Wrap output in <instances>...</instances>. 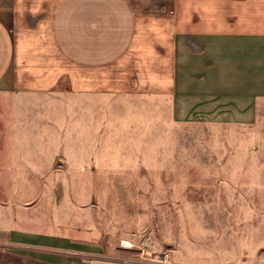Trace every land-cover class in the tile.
I'll list each match as a JSON object with an SVG mask.
<instances>
[{
	"label": "rangeland",
	"instance_id": "1",
	"mask_svg": "<svg viewBox=\"0 0 264 264\" xmlns=\"http://www.w3.org/2000/svg\"><path fill=\"white\" fill-rule=\"evenodd\" d=\"M256 45L221 40L184 55L174 96L80 105L67 78L0 90V264H140L166 252L170 264H264V40ZM31 234L75 244L19 239Z\"/></svg>",
	"mask_w": 264,
	"mask_h": 264
},
{
	"label": "crops",
	"instance_id": "2",
	"mask_svg": "<svg viewBox=\"0 0 264 264\" xmlns=\"http://www.w3.org/2000/svg\"><path fill=\"white\" fill-rule=\"evenodd\" d=\"M259 39L264 40V0H0V90H49L67 78L80 105L96 96H174L183 57L221 40L256 54ZM19 239L75 244L52 235Z\"/></svg>",
	"mask_w": 264,
	"mask_h": 264
},
{
	"label": "built area",
	"instance_id": "3",
	"mask_svg": "<svg viewBox=\"0 0 264 264\" xmlns=\"http://www.w3.org/2000/svg\"><path fill=\"white\" fill-rule=\"evenodd\" d=\"M142 264H170V254L168 252L164 253L163 256L157 258H146V260L141 261Z\"/></svg>",
	"mask_w": 264,
	"mask_h": 264
}]
</instances>
